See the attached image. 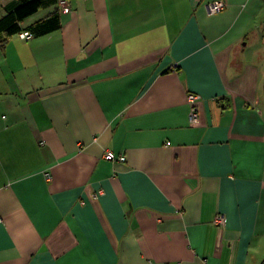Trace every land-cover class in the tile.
Instances as JSON below:
<instances>
[{"label": "crops", "instance_id": "0c3cea01", "mask_svg": "<svg viewBox=\"0 0 264 264\" xmlns=\"http://www.w3.org/2000/svg\"><path fill=\"white\" fill-rule=\"evenodd\" d=\"M213 1L43 0L0 45V264H264V0Z\"/></svg>", "mask_w": 264, "mask_h": 264}, {"label": "trees", "instance_id": "16d2710c", "mask_svg": "<svg viewBox=\"0 0 264 264\" xmlns=\"http://www.w3.org/2000/svg\"><path fill=\"white\" fill-rule=\"evenodd\" d=\"M43 0L25 1L13 11L0 17V45L5 47L10 37L23 30H30L34 35H45L62 26L61 16L54 11L33 24L23 27L21 23L29 16L43 8Z\"/></svg>", "mask_w": 264, "mask_h": 264}, {"label": "built area", "instance_id": "2783aa9c", "mask_svg": "<svg viewBox=\"0 0 264 264\" xmlns=\"http://www.w3.org/2000/svg\"><path fill=\"white\" fill-rule=\"evenodd\" d=\"M58 3L61 12L68 13L71 11V5L69 0H58ZM207 7L211 13H216L224 10L227 7V2L225 0H217L210 2L207 5ZM18 34L23 39H31L35 36L34 33L31 32L30 30H23ZM200 99H201L200 94L197 93L188 94V102L190 104V117L193 123L198 122L199 120L198 103ZM104 158L112 161L126 160V156L124 154H117L113 150H106V152L104 153ZM214 222L218 225L224 226L227 223V218L224 214L220 213L216 215Z\"/></svg>", "mask_w": 264, "mask_h": 264}, {"label": "rangeland", "instance_id": "374dc122", "mask_svg": "<svg viewBox=\"0 0 264 264\" xmlns=\"http://www.w3.org/2000/svg\"><path fill=\"white\" fill-rule=\"evenodd\" d=\"M44 13L43 9L40 11V13L36 16L42 15Z\"/></svg>", "mask_w": 264, "mask_h": 264}]
</instances>
